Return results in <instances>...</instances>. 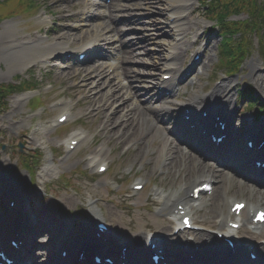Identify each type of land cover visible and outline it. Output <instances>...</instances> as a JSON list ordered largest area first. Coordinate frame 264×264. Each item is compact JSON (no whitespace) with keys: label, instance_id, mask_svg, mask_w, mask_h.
I'll list each match as a JSON object with an SVG mask.
<instances>
[{"label":"rangeland","instance_id":"374dc122","mask_svg":"<svg viewBox=\"0 0 264 264\" xmlns=\"http://www.w3.org/2000/svg\"><path fill=\"white\" fill-rule=\"evenodd\" d=\"M153 1L155 6L149 7L142 3L141 0H130L125 3L123 1L120 6L122 8L125 6V8H129V10L120 11L117 15H114L116 19L118 17L120 20L129 19L131 17H147V20H145L146 22L143 21L140 25L136 24V26L135 24L122 26L120 31L124 33V38L127 39L132 37L134 40L136 39V41L138 39L144 40V35L148 33L151 36H146V39L150 40L147 41L148 44L145 42V45L140 48V50L146 49L150 51L151 49H158L159 53L168 55L172 46L180 45L178 42L179 33H175L177 29H173L175 31H172L169 24L171 19H166V16H168L166 15L168 8H164L165 5L159 2L161 0ZM162 1L167 4V7L171 4V0ZM204 2V0H191L190 6L192 10L186 14L187 20L184 22L186 26L183 29H185L186 39L183 40V55L179 57L180 67L187 68L194 54L198 52L203 45H209L205 60L198 68V86H186V89H184V93H188L185 95L186 101L196 94L206 96L213 88L218 86L217 81H222V83L226 81H235V85L232 88L233 99L239 84L242 85L245 82L253 84L258 92V98L263 100L262 96L264 95V89L260 88L262 81L259 83V78L261 76L262 78L264 77V51L262 54L259 46L260 39L255 34L248 35L250 52L248 53V59L244 62L243 71L235 77L227 76V72L221 68L220 51L218 49L222 43V38L217 34L214 36H211L213 34L209 35L208 31L214 26V23L209 22L205 17L206 12L202 9L201 5V3ZM36 4L38 7L28 13H31L30 16L28 15L25 18L21 17L9 20L0 25V84H15L19 86L20 81H17L16 78L20 76L23 80H27L32 85H35V90L33 92L27 93L24 92L25 90H19L17 94L8 97L7 102L9 101V104H5L4 107L7 109L3 111L0 110V177L4 175L3 179H1V183L5 184L6 182L8 165L13 166L16 179L20 178L22 183L23 181L26 182L25 187H22L21 201H17V208L15 209H10L8 203L4 202L3 193L0 189V218L4 219L0 224L2 226L8 225L9 222L6 219L12 218L14 214L18 215L24 212L25 202H32V211L29 208V214H31V216L33 214V217H37V223L41 219L46 222L47 225L46 233H43L44 229L40 228L39 237H36L34 233H30L31 239L29 240L31 242H25V244H23V248L25 249H23V251L21 250V252L26 254L28 246L30 248L31 244L34 242L37 244L40 242L39 244L41 246H38V250L33 249L29 252L34 264H49L51 255H54L56 251L50 243L51 237L48 232L54 228V224L53 222L51 223V220L46 219L43 213H48L54 221V213L60 208L64 213L68 214V216L65 215L64 217L72 216L69 218L74 220V214L80 212L81 207L84 209H91L90 200H97L95 205L101 210V214L104 215L106 221L113 228L115 237L110 244L109 249L111 253L114 252L113 248L117 250V243L129 246L144 242L148 234L158 235L156 237L166 235V233H168L167 225H169V211H166L164 207L165 204L162 205L157 200L153 199L152 196L154 193H151L150 186L155 183L154 186L171 189V191H179L184 186H189L194 182L196 174L198 175V173H196L197 167L195 163H192L184 170V163H182V161L180 162V158L177 156L176 164L169 172L170 176L166 179L155 178V173L160 163V154H162L164 150L161 149V147L164 146L166 138H163L161 135L159 136L156 131L151 130L144 122H141V120L137 121L136 127L134 123H131V127L133 128H131L132 131H124L122 128L120 129V127L117 129L116 122L118 121L115 119L111 121L112 126L109 124L111 128H109L108 134H104L102 137V134L99 133V125L101 123L99 120L100 115H98L99 118H83L86 104L80 106V110L76 113L71 124L56 130V132L54 129L51 130V121L57 115L53 104L55 101L67 98L68 96H74L78 93L76 92L74 94L71 87L73 86V82L77 83L79 81H70V78H66V73L71 72V70L66 71L65 66L57 68L58 61L56 59H52L45 69L38 67L25 73L16 72V70H18L15 68L17 67L16 62L18 61L16 57L18 54L23 53V48L21 46H15V44L21 41H27L29 36L34 37L35 33L39 32V29H42L41 33L44 35H46L45 33L49 28L54 29V33H51L52 35L61 32V30H59L61 29L60 27H65L66 23H60V27L57 23L59 22V18H65L67 16V14L61 15L63 14L62 7H65L70 13L72 9L70 10L69 7L74 4V1L36 0ZM118 4L117 1L116 6ZM76 13L77 10L68 14V16ZM46 15L52 16V22L49 24L50 26L47 25L48 27L40 23V18ZM35 17L38 21L37 23ZM78 17L80 18V16ZM247 18L246 14H241L240 16H232L229 20L233 21L238 19L246 21ZM53 22H55L56 25L52 27L51 25ZM72 24L74 23H70V25ZM38 25L44 27H39ZM67 33L74 35L72 32ZM195 34H198L196 39H194ZM48 38L47 40H43L46 46L55 42V38L49 36ZM10 41H13L14 44L9 45ZM130 41L133 42V39ZM159 44L163 46V49L157 46ZM10 54L15 55L14 59L7 58ZM153 57L143 58L144 60L140 65H147L148 60L149 62H154V64H157L156 62H162L158 60V58L153 59ZM140 65L138 63V65L135 66L136 73L139 72L138 69ZM158 72L155 71L153 74H158ZM134 76L138 77L137 74ZM134 79L137 80V78ZM136 85L141 86L145 84L142 82ZM258 85H260V87ZM142 94L145 95L146 93L142 92ZM27 95H29L30 98L31 96H40L43 108L34 113L30 111L28 109L29 99L27 100ZM75 97L78 98V95L76 94ZM0 101L4 102L3 99H0ZM244 104V108L239 109L238 115L243 110H251L246 103ZM144 105L146 104L142 101V109L137 113L140 119L144 114H147ZM152 107L156 109L159 108L155 106V104L152 105ZM39 113L41 116H38ZM81 127L88 131L89 138L83 145L78 147L72 155H68L66 153L65 141L69 135L76 132L77 129ZM155 142L161 143L158 149L155 148V151L157 150L156 154L153 152V144ZM20 143L23 144V150H25L26 153L29 152L31 155L37 153V158L29 155L32 162H35L33 170L36 172V175L34 178L20 162L19 149L17 148ZM128 143L134 144L130 151L125 152L123 147ZM96 149H101L100 158L103 159L102 162H107L110 166L109 172L102 176L95 175V170L90 171L86 167V163L88 162L86 156L89 153H95ZM49 154L52 156H50V160L55 161L56 164L53 166V172H50L49 175L45 173L44 176L43 172L46 170V165H48L47 161L49 159ZM137 164H142L144 167L139 173L136 172L135 168ZM125 172L130 174L129 177L134 176L132 177L133 180L144 177L153 180L154 183L151 182L143 193L138 194L132 192L130 186L133 181H129V177ZM39 175L42 177H38ZM177 176H179L178 180ZM21 182L19 184H21ZM223 186L224 183H217V193L214 196L216 202L223 192ZM183 195L184 194L181 196ZM72 198L75 199V201H73L74 203L66 204L67 201ZM251 200L258 203V199L256 198H252ZM226 207V204H222V206L214 208L213 212L209 213L208 211V213L210 215L214 213V216L221 214V212L224 214L227 212ZM198 213V217L202 221L210 219L204 216V212ZM24 215V220L27 222L28 220L30 221L27 212L24 213ZM90 217L86 222L81 221L82 223H79L75 222L76 220L74 221L75 225L73 229H70V234L65 238L68 240L67 242L72 241V245H77L81 241L80 238L84 239L87 236L86 227L90 225ZM22 222L23 221L19 220L18 228L20 229L23 228V226L20 225ZM1 225L0 237H2L3 234V227ZM39 225H42V223H39ZM26 227H28L27 224ZM36 227H38V225H36ZM243 232H247V229L245 228ZM60 233H63V231H60ZM13 234L14 233L11 235ZM8 235L6 242L9 241L10 232ZM72 235H74L73 238H70ZM63 236L62 234L60 235V237ZM47 253L48 259L46 262L44 261L45 259L42 260L41 256Z\"/></svg>","mask_w":264,"mask_h":264},{"label":"bare ground","instance_id":"6f19581e","mask_svg":"<svg viewBox=\"0 0 264 264\" xmlns=\"http://www.w3.org/2000/svg\"><path fill=\"white\" fill-rule=\"evenodd\" d=\"M101 1V5H103L104 7H108L109 9H113V4H111V5H109L108 3H107V0H100ZM119 1V0H118ZM141 2L142 3H144V4H146L147 5V7H149V6H155V3H154V1L153 0H151V3H150V0H141ZM153 2V3H152ZM159 2H161V4L162 5H165L164 6V8H168V10H167V14L166 15H168V16H166V19L167 18H172L173 19V21L171 22V26H170V28L172 29V31H175L176 29H177V31H175V33H179V35H178V37H179V41H180V45L179 46H172L171 47V51H170V55L169 56H167V55H165V54H162V53H157V52H152V51H147L146 49L144 50H140V48H142L144 45H145V40H142V41H140V42H138L139 43V46L137 47L136 45H134V43L135 42H129V43H127L126 44V51H124V52H122L123 53V57L126 59L127 57H129V56H131V55H137L138 57H142V54H144V58H151V57H153V56H157V57H153V59L154 58H158V60H161L164 64H162L160 67H157L159 70H169L167 73H164V74H170V75H172V76H175V73L177 72V71H181V69L179 68V66H180V64H179V57L180 56H182L183 55V53H182V51L184 50V42H183V40L184 39H186V34H185V32H184V30L185 29H183L186 25H185V19H184V16L188 13V12H190L191 10H192V8H191V6H190V4H191V0H171V4H169L168 5V7H167V4L164 2V1H159ZM116 9H123L121 6H120V4H118L116 7H115ZM114 8V9H115ZM124 10L126 11L127 10V8H125V6H124ZM147 10V9H146ZM162 11V10H161ZM109 15V18L107 17V15H105V17L104 16H102V15H100V18L101 19H105V20H107V23H108V26L110 25V24H113V21H112V19H111V17H112V15H110V14H108ZM145 20H147V17H134V18H132V19H127V20H121L120 22H122V24L123 25H127V24H140L141 22H146ZM170 24V23H169ZM105 25H106V23H105ZM109 29H111L110 31L112 32V34H114L113 32V30H114V27L113 28H111V27H109ZM173 29H175V30H173ZM177 35V34H176ZM198 37V34H195V37H194V39H196ZM103 38V35L101 34V33H98V32H95L94 34H93V42L92 43H95V44H97L98 43V41L99 40H101ZM72 41H74L75 43L77 42V37H75V36H72V35H69V34H65V33H61V35H59L58 36V40H57V42L54 44V45H49V46H41V44L40 43H37V42H28L29 44H32V46H30V47H28V49H27V51L25 52V53H23L22 54V56L20 57V61L22 62V64H21V69H25V68H27L29 65H31V64H33V63H36L38 60L39 61H47V58L48 57H50L51 58V56L52 55H55V54H57L58 52H62V53H64V51L67 49V44H69V43H71ZM186 41V40H185ZM122 42H126V41H123L122 40ZM151 42V41H150ZM147 44H148V42H147ZM146 44V45H147ZM159 48H161V49H163V46L161 45V44H159V45H157ZM129 47V48H128ZM146 47V46H145ZM82 49H83V47H82ZM14 57H15V55L14 54H10L7 58L8 59H14ZM34 58H36L35 60H33ZM134 58H135V56H134ZM16 60V59H15ZM144 59H142V58H140V62H139V64L140 63H142V61H143ZM205 59H203V57H200L199 58V60L198 61H196V63H194V64H192V65H190L189 66V71L191 72V73H194V71H196V66L195 65H197V64H199L200 62H203ZM158 66V65H157ZM156 68V69H157ZM111 70H115L116 68L114 67V66H112L111 68H110ZM18 70H16V72H17ZM100 71H95L94 70V72H93V74H92V76L93 77H95L96 75H98V73H99ZM89 72H84V77H88L89 76V74H88ZM75 74H79V75H76V76H74V78L73 79H75V78H77V77H80L81 76V74L80 73H72V76L73 75H75ZM178 74V72L176 73V75ZM129 78H131V76H130V74L128 73H125V74H123V82L125 83V84H129V82L131 81V80H129ZM152 81H155L154 79H152ZM260 81H262V83H261V87H260V85H258L261 89H264V77L262 78V76L259 78V83H260ZM88 83H89V81H87ZM88 83H87V85H86V87L88 86ZM146 83V82H145ZM258 83V84H259ZM159 85V84H158ZM234 85H235V83H234V81L233 82H226L222 87H219L217 90H216V92H215V95H213L212 97H209L211 100H213V99H215L217 96L218 97H221V98H223L224 100H226V102L230 105V102L232 101V95H231V93H232V87H234ZM157 86V85H156ZM155 86V87H156ZM88 93V92H87ZM143 96V97H142ZM142 96L140 95V92L137 94V93H135L134 91H133V88L131 87L130 88V90H129V95L127 96V98H126V100L128 101V100H130V99H132V101H137L138 100V102H140V100H147V99H149L150 97L148 96V94L146 93L145 95H143L142 94ZM139 97L141 98V99H139ZM138 98V99H137ZM192 98V99H191ZM190 99H191V101H190V103L188 102L187 103V105L188 106H193V107H195V108H197V109H201L202 107H205V104H206V101L209 99V98H205V97H201L200 95H198V94H196L194 97H191ZM153 100V99H152ZM154 100H156V99H154ZM226 102H224V104H226ZM126 104V103H125ZM131 104V103H130ZM129 104V105H130ZM184 106V104L183 105H181V107H183ZM150 108H152V106H149V109ZM126 110V109H125ZM125 110H124V112H125ZM226 110V109H225ZM134 114V113H133ZM230 119H231V121H233V119H234V112H233V110H230ZM129 120V119H128ZM127 120V121H128ZM134 120V119H133ZM142 120H144L143 118H142ZM124 133V132H123ZM231 137V136H230ZM100 159V154H96L94 157H92V160H91V163H88V165H90L91 166V164H94V163H96L97 162V160H99ZM51 165H52V163H51ZM95 165V164H94ZM101 164H99L98 166H100ZM47 169L49 168V166H47L46 167ZM201 172H205L203 169H201ZM3 176L4 175H1V177H0V186H1V191H4L5 193H7L8 191H9V186H7L6 185V183L5 184H3V183H1V179H3ZM201 178H203L202 176H201ZM200 178H199V174H198V176L194 179V180H199ZM21 182V180L20 179H16V181H15V188H14V191H13V198L14 199H18V200H20L21 201V196H22V187H25V185H26V182L25 181H23V183L21 182V184H19ZM21 192V194H20V192ZM73 201H75V199H71V200H68L67 201V203L66 204H72V203H74ZM168 201H170V200H168ZM222 202H223V198L221 197V196H219L218 197V200H217V204L218 205H220L221 206V204H222ZM168 205H169V203H167ZM98 209H96L95 207H92V209H91V212L93 213V214H95L96 216L97 215H99V213H98ZM24 213H26V211H24V212H21L20 214H18L17 216H16V214H14L13 216H12V218H9L7 221L9 222L8 223V225H6V226H2L1 224V226L3 227V233L4 232H11V231H14L15 229H16V227H14L13 226V221H14V219H19V220H21V221H23L20 225L21 226H23V228L21 229V230H23V229H25L26 228V224H27V226H30V225H32L34 222L33 221H29L28 220V222L27 221H25L24 220V216L26 215H24ZM50 214V213H49ZM24 215V216H23ZM43 216H45L46 217V219H48V220H51V223L53 222V224H54V230L56 229V228H58L57 226H59V230H66V231H68V229L67 228H65L66 226H64V225H62L63 224V222L60 220V219H55L54 221H53V219L51 218V216L50 215H48V213H46V212H44L43 213ZM29 219V218H28ZM36 219H37V217H36ZM4 219H2V218H0V223L3 221ZM46 221V220H45ZM54 222H56V223H54ZM35 223H37V222H35ZM39 223H42V225H39ZM24 224V225H23ZM57 224H59V225H57ZM35 225V224H34ZM37 225H38V228H37V230H34V235L36 236V237H39V235H40V231H39V229L41 228V229H44L43 230V233H46V229H47V225H46V222H44V221H42L41 219L38 221V223H37ZM9 228V229H8ZM8 229V230H7ZM39 231V232H38ZM92 231H94V233H95V230L94 229H92V230H89V232H92ZM49 233H50V230L48 231ZM3 236V235H2ZM51 238H54L55 237V235L54 234H50L49 235ZM5 238V237H4ZM3 237H1V239H4ZM146 238V237H145ZM80 240L82 241V242H80V243H78L77 245H76V247H77V249L75 250V252H74V249H73V245H72V251H71V253L70 254H76V253H78V252H80V251H82V250H84L86 247H93V248H95L96 249V251H103V250H101V248H103L102 247V245L101 244H99V242H98V240H96L93 236H86L84 239H81L80 238ZM147 240V239H146ZM67 239H60L59 240V242H60V244H62V249H65L66 248V246H67ZM0 242H1V240H0ZM40 243V242H39ZM37 244L36 242H34L33 244H31V246H30V250H38V246H41L40 244ZM55 245H57L56 243H54V246ZM113 250H114V254H116L117 255V250H116V248H113ZM74 252V253H73ZM147 256V252L146 251H144L143 249L142 250H140V253H139V256L137 255V257H134L133 259L135 260V262L137 261H140V263L142 264H146V261L148 262V260H146L145 259V257ZM40 258V257H39ZM41 258H42V260L43 259H45L44 261H46L47 262V259H48V253L46 254V255H43L42 254V256H41ZM72 259H75L74 257H73V255H72Z\"/></svg>","mask_w":264,"mask_h":264},{"label":"trees","instance_id":"16d2710c","mask_svg":"<svg viewBox=\"0 0 264 264\" xmlns=\"http://www.w3.org/2000/svg\"><path fill=\"white\" fill-rule=\"evenodd\" d=\"M28 1L0 0V22L5 18L27 12L31 8ZM210 4L211 9L208 14L217 22L224 38L221 45L222 59L232 66L233 71L237 70L239 66L236 63L240 59V54L244 55L248 49L246 45L248 35L255 34L264 48V0H213ZM241 14L248 15V19L246 21L229 20L230 17ZM13 90L12 86L0 87V98L4 99ZM0 106L4 107L5 103L0 101ZM21 159L28 168L27 158L22 155Z\"/></svg>","mask_w":264,"mask_h":264}]
</instances>
